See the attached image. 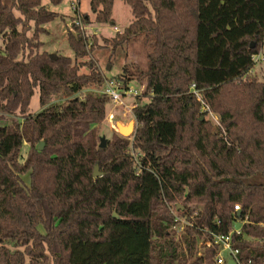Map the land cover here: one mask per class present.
Here are the masks:
<instances>
[{
    "label": "trees",
    "instance_id": "1",
    "mask_svg": "<svg viewBox=\"0 0 264 264\" xmlns=\"http://www.w3.org/2000/svg\"><path fill=\"white\" fill-rule=\"evenodd\" d=\"M88 1L94 22H112L115 0ZM122 1L132 19L105 41L114 51L143 38L145 66L116 79L125 90L136 79L146 100L132 135L99 147L109 99L82 92L106 78L77 62L89 38L72 23L74 57L52 59L39 36L59 13L0 0V264H217L205 242L235 228L238 263L264 264V81L247 76L264 47V0ZM171 210L188 222L179 240Z\"/></svg>",
    "mask_w": 264,
    "mask_h": 264
},
{
    "label": "rangeland",
    "instance_id": "2",
    "mask_svg": "<svg viewBox=\"0 0 264 264\" xmlns=\"http://www.w3.org/2000/svg\"><path fill=\"white\" fill-rule=\"evenodd\" d=\"M77 1L78 0H62L57 5H53L49 0H41L42 4H48L49 9L58 12L59 17L43 24L46 32L39 36L40 41L43 43L40 51H47L48 53H54L56 55L62 54L64 56H69L70 58L74 57V53L69 46L66 37L68 29L73 31L72 20H74L75 15L72 10V5L76 4L79 19L81 21L78 29L84 37H87V39L89 38V42L86 44L87 54L78 58L77 62L88 60L93 61L100 73L106 77L105 79H116V75L121 72L123 65H127L133 72L135 65H138L139 67L145 66L144 49L142 47L143 38L141 36L133 38L127 45L118 46L114 51L112 44L105 41V39L110 40L117 32H121L131 21L132 16L130 7L126 3L122 0H115L111 10L112 22L101 24L93 21L94 15L89 8L88 0H79V3H77ZM84 12H86L92 20L88 24L82 21L81 14ZM92 36L96 39V45L92 48V51H89V46L90 44L92 45ZM260 50L262 54H260L261 58L258 62L254 63L252 68L247 72V76H254L258 80L264 81V47ZM107 66L110 68L107 69ZM80 71L86 73L88 72V69L86 66H82ZM105 79L101 85H90L88 88L83 89L82 92H101L105 85ZM128 89H130V91H125V95L121 97L122 103H112L109 100L106 104L105 118L99 126V138L104 137L106 140H109L113 133H119L117 124L122 127L131 124L133 128H135L136 122L132 114V108L136 104L137 97H141L143 101L146 99L142 97L143 85L138 83L136 79H133L128 83ZM60 100H63V97L59 93L58 95H54L51 101L58 102ZM29 108L30 113H35L40 109L38 93L36 91L31 97ZM212 115L217 117L215 114ZM207 117L215 123V118L211 117L210 114L207 115ZM129 132L130 130L125 134H128ZM132 133L127 136H131ZM27 152L28 144L24 142L20 152L21 159L26 157ZM165 225L166 230L170 233L171 237L179 240L182 222H168ZM9 247L13 249L11 245H9Z\"/></svg>",
    "mask_w": 264,
    "mask_h": 264
},
{
    "label": "built area",
    "instance_id": "3",
    "mask_svg": "<svg viewBox=\"0 0 264 264\" xmlns=\"http://www.w3.org/2000/svg\"><path fill=\"white\" fill-rule=\"evenodd\" d=\"M72 10L74 11V15H75L74 20H72V23L77 25L79 28L81 21L79 19L78 8L76 4L72 5ZM260 54H261V50L257 55L254 56V59H253L254 63L260 60L261 58L260 56L262 55ZM120 85H121V82L118 81L117 79H114V78L105 79V85L103 89L101 90V93L105 94L112 103H122L121 97L125 95V91H130V89H127V90L121 89ZM190 88L195 93V95L199 97V93L196 91L195 85L191 84ZM209 114L211 117L215 118L214 124L219 125L217 117H214L212 115L213 114L212 112H209L208 115ZM238 209H239V205L238 204L234 205V210H238ZM171 211L174 217L172 222H176V223L182 222V225H181L182 229H181V233L179 234L180 236L183 233L184 226L187 225L188 222L184 218H181L175 211L173 210ZM234 231L238 232V229L237 228L233 229L231 233ZM231 233H228L227 235H224V234L212 235V238L205 242V245H210L211 243H213L214 245L218 247L217 254L215 257V261L217 264H227V261L229 259L233 260L236 264H239L236 259L237 251L233 249L231 246V236H230Z\"/></svg>",
    "mask_w": 264,
    "mask_h": 264
},
{
    "label": "water",
    "instance_id": "4",
    "mask_svg": "<svg viewBox=\"0 0 264 264\" xmlns=\"http://www.w3.org/2000/svg\"><path fill=\"white\" fill-rule=\"evenodd\" d=\"M49 57L50 58H52V59H54L55 57H56V54H54V53H49ZM110 67L109 66H107V69H109ZM118 125V132H119V134L120 135H122V136H127V135H129L130 133H132V132H134V130H135V128H133V126L131 125V124H129V125H127L126 127H122V126H120L119 124H117ZM130 130V132L128 133V134H125L127 131H129ZM99 147H105V144H106V139L104 138V137H100L99 138ZM42 146H43V142L42 141H40L39 143H38V145H37V149H39V150H41L42 149ZM98 175V170H97V167L95 166V168H94V171H93V176H97ZM113 215H115V214H113ZM227 264H236L233 260H228L227 261Z\"/></svg>",
    "mask_w": 264,
    "mask_h": 264
}]
</instances>
